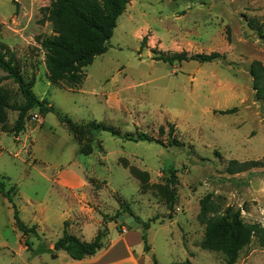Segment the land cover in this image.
Instances as JSON below:
<instances>
[{"label": "rangeland", "instance_id": "rangeland-1", "mask_svg": "<svg viewBox=\"0 0 264 264\" xmlns=\"http://www.w3.org/2000/svg\"><path fill=\"white\" fill-rule=\"evenodd\" d=\"M50 1L0 0V50L33 82L38 99L78 126L33 109L14 136L17 113L6 111L0 142L10 155L0 160V177L6 188L15 186L19 217L39 235L25 239L49 246L54 234L41 236L38 228L46 222L45 230L66 224L88 242L103 227V214L111 219L105 243L115 251L123 245L117 240L122 229L141 232L132 213L151 221L143 264H226L223 254L201 246L206 230L199 203L211 195L207 219L237 213L252 231L235 264H264V102L249 73L252 61L264 65V0H130L109 49L78 84L46 78L38 40L53 36L41 13ZM181 51L221 56L211 63L157 60ZM0 90L9 103L23 104L12 80H3ZM231 108L236 112L220 114ZM90 122L120 136L143 132L156 142L90 134L82 128ZM230 161L259 165L231 175ZM172 171L169 207L165 185ZM14 229L2 235L13 249L0 254V264H27L24 251L15 249L22 234Z\"/></svg>", "mask_w": 264, "mask_h": 264}, {"label": "trees", "instance_id": "trees-1", "mask_svg": "<svg viewBox=\"0 0 264 264\" xmlns=\"http://www.w3.org/2000/svg\"><path fill=\"white\" fill-rule=\"evenodd\" d=\"M130 0H51L48 7L41 9L42 22L46 21L51 25L52 37L38 40L40 48L45 52V68L48 80L52 83L67 82L69 84H78L84 78V70L92 64L94 59L103 55L109 49V41L113 36L118 18L125 12ZM253 30H258L254 24L250 25ZM259 32V31H258ZM220 54L211 52L210 54L188 55L186 52L175 53L169 56L161 55L157 58L168 64L181 62L211 63L218 58ZM0 69L6 74L0 78L3 80H12L17 85L18 92L23 99V104H11L5 93L0 90V125L7 120L6 111L17 113L16 121L10 130L14 136L20 134L25 127L26 116L30 110L36 109L41 116L48 113L57 115L61 122L65 123L71 129L78 126L68 118H63L52 108L45 100L38 99L32 92V81H26L19 73L17 67L10 59H6L5 52L0 50ZM249 73L252 78V86L255 90L257 99L264 102V65L260 61H252L249 67ZM236 108L220 111V114H233ZM88 133L108 132L112 136H117L123 140L133 142H156L152 137L143 133L125 134L120 136V132L115 128L100 123L90 122L83 126ZM173 127H170V134ZM176 143L174 140L169 141ZM259 165L258 162L250 161L238 163L230 161L228 163L229 174H237L246 171L249 168ZM136 176L144 179L145 175L135 173ZM174 171L171 177L167 179L165 191L168 194L169 207L174 204V192L172 189L175 183ZM15 186L6 188L3 178L0 177V195L5 198L12 210L14 227L22 234L23 238L28 235L38 237L35 226L28 227L19 217V211L14 203L13 191ZM211 195L205 196L200 201V211L198 218L205 224L204 239L202 248L212 252H218L224 255L226 264H235L240 251L247 246L252 238L251 229L245 227L237 213H226L224 217H212L207 219L211 210ZM136 223L141 227V240L145 252L150 250L147 244L146 232L150 227V222H143L134 217ZM104 225L100 228L90 242H85L68 232L66 224L62 228L61 236L53 243L51 249L45 246H38L32 249L30 242L25 239L24 244L31 255L49 254L56 257V253L64 252L72 260L80 261L87 257L94 256L97 252L106 247L105 238L108 235L106 229L107 222L111 221L106 215L101 214ZM152 264H158L155 260ZM183 264H192L186 261Z\"/></svg>", "mask_w": 264, "mask_h": 264}, {"label": "crops", "instance_id": "crops-1", "mask_svg": "<svg viewBox=\"0 0 264 264\" xmlns=\"http://www.w3.org/2000/svg\"><path fill=\"white\" fill-rule=\"evenodd\" d=\"M3 134H0V136ZM3 144L0 142V160L3 158L4 154H7V150L2 148ZM4 147V146H3ZM5 151L6 153H3L2 151ZM10 155V154H7ZM12 216V210L10 208L9 203L7 200L0 195V254L6 253V250L11 248V246L8 244V242L2 237L3 233L9 230L11 228L13 232L15 233L14 227H12L14 221L10 220V217ZM45 224L39 223L40 228V235L44 236L47 233L48 234H54L53 241L49 246H45L48 249H51L53 247V243L61 236L63 231V224L60 228H52V226L48 225L47 229L45 230ZM15 226V225H14ZM107 227V224H106ZM16 228V227H15ZM108 228V227H107ZM106 228V229H107ZM17 230V228H16ZM18 231V230H17ZM54 231V232H53ZM98 231V230H97ZM97 231L92 234L91 240L96 235ZM139 230H127L124 234L118 233V241H122L123 245L117 250H112V245L105 243L106 247L99 252H97L92 257H87L83 260L76 261L72 260L66 253L64 252H58L56 253V257L50 258L51 256L49 254H41V255H31V252L27 250V247L24 244L25 238L23 236H20L19 239H17V247L15 249H20L25 254V258L22 261V263L25 261L27 264H143V256L145 255V251L143 249V242L141 240V232L138 233ZM19 232V231H18ZM75 235V234H74ZM109 235V234H108ZM17 236V234H16ZM39 236V235H38ZM79 239H83V237L79 235H75ZM136 236L138 241L137 243L132 241V238ZM90 240V241H91ZM84 241V240H82ZM88 241V242H90ZM141 241V242H140ZM86 242V241H85ZM31 247L32 249H36L38 246L42 244H38L36 247H33L32 243ZM43 246V245H42ZM13 249V248H11ZM113 251V252H112ZM21 258V257H20ZM151 262V261H150ZM152 264V263H151Z\"/></svg>", "mask_w": 264, "mask_h": 264}, {"label": "built area", "instance_id": "built-area-1", "mask_svg": "<svg viewBox=\"0 0 264 264\" xmlns=\"http://www.w3.org/2000/svg\"><path fill=\"white\" fill-rule=\"evenodd\" d=\"M122 230H123L122 233L124 234L126 232V230H124V229H122Z\"/></svg>", "mask_w": 264, "mask_h": 264}, {"label": "water", "instance_id": "water-1", "mask_svg": "<svg viewBox=\"0 0 264 264\" xmlns=\"http://www.w3.org/2000/svg\"><path fill=\"white\" fill-rule=\"evenodd\" d=\"M148 255L151 256L152 254L149 252Z\"/></svg>", "mask_w": 264, "mask_h": 264}]
</instances>
